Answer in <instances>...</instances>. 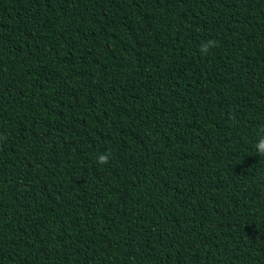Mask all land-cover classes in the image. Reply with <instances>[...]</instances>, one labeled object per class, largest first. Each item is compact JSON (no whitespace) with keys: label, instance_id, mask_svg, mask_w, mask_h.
Returning a JSON list of instances; mask_svg holds the SVG:
<instances>
[{"label":"trees","instance_id":"1","mask_svg":"<svg viewBox=\"0 0 264 264\" xmlns=\"http://www.w3.org/2000/svg\"><path fill=\"white\" fill-rule=\"evenodd\" d=\"M262 131L264 0H0V264H264Z\"/></svg>","mask_w":264,"mask_h":264},{"label":"clouds","instance_id":"2","mask_svg":"<svg viewBox=\"0 0 264 264\" xmlns=\"http://www.w3.org/2000/svg\"><path fill=\"white\" fill-rule=\"evenodd\" d=\"M216 46V41L209 40L201 45V53L207 54L212 47ZM253 152L255 155H259L260 157H264V131H262L258 138L256 139L255 143L253 144ZM97 163L101 165H107L109 163V156L108 155H99L97 157Z\"/></svg>","mask_w":264,"mask_h":264}]
</instances>
